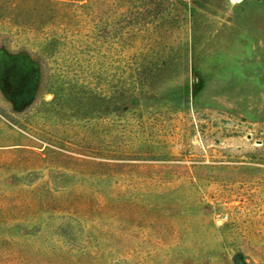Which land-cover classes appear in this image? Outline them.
Wrapping results in <instances>:
<instances>
[{
    "label": "rangeland",
    "instance_id": "obj_1",
    "mask_svg": "<svg viewBox=\"0 0 264 264\" xmlns=\"http://www.w3.org/2000/svg\"><path fill=\"white\" fill-rule=\"evenodd\" d=\"M0 264H264V0H0Z\"/></svg>",
    "mask_w": 264,
    "mask_h": 264
}]
</instances>
